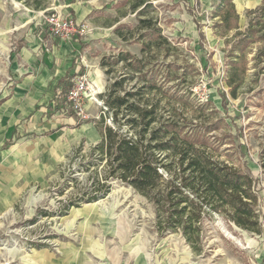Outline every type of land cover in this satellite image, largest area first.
<instances>
[{"label":"rangeland","instance_id":"374dc122","mask_svg":"<svg viewBox=\"0 0 264 264\" xmlns=\"http://www.w3.org/2000/svg\"><path fill=\"white\" fill-rule=\"evenodd\" d=\"M74 1L0 0V129L5 137L0 156L16 157L24 152L31 161V180L18 194L2 199L0 264H264V0H233L237 18L231 16L223 27L221 17L214 16L221 0H80L96 8L84 19L86 32L78 37L82 56L77 72L90 77L97 93L85 98L87 120H99L105 111L106 124L112 123L105 95L128 71L123 62L107 73L110 66L104 68L101 63H112L121 51L143 57L138 38L145 30L140 20L150 19L180 49L169 53L166 48H152L146 54L147 69L170 77L164 82L167 95L192 87L195 101H210L202 119L207 125H218L211 134L221 139V159L256 181L262 233L214 215L205 220V246L200 255L180 233L160 234L153 203L119 181L113 182L104 198L65 207L77 191L69 177L84 181L89 172L80 169L81 157L71 161L66 156L74 146L53 156L44 141L45 129L49 120L70 123L80 118L71 115V109L56 108L54 102L40 104L18 123L4 110L21 73L13 70L14 56L17 59L29 45H41L44 55L50 52L52 42L59 38L50 31L45 15L59 12L74 17L66 5ZM136 2L143 5L133 10ZM251 23L256 25V31H251L253 42L233 65L232 48L238 47ZM118 29L127 40L119 36ZM175 59L179 65L176 76L171 67ZM132 85L127 81L121 94ZM160 111L169 114L167 109ZM81 143L86 151L93 146L86 139L73 145Z\"/></svg>","mask_w":264,"mask_h":264},{"label":"trees","instance_id":"16d2710c","mask_svg":"<svg viewBox=\"0 0 264 264\" xmlns=\"http://www.w3.org/2000/svg\"><path fill=\"white\" fill-rule=\"evenodd\" d=\"M142 5L136 2L132 9L138 10ZM233 9V0L220 1L214 16L221 17L222 27L229 24L231 16L237 18ZM140 28L145 30L138 38L142 42L143 57L121 51L112 63L104 60L101 63L104 68L110 66L106 69L110 73L125 62L128 72L123 73L105 95L112 123L106 124L105 111L94 121L102 140L87 151L81 143L67 156L71 161L81 157L80 169L89 174L84 181L69 177L77 191L72 193L65 207L104 198L112 191L113 182L119 181L153 203L160 234L180 233L195 254L204 252L205 220L213 219L214 215L261 234L256 181L249 173L221 159L223 144L218 135L211 134L218 125H207L202 119L210 101H195L191 96L192 87L167 95L169 90L164 88V82L170 77L147 69L146 54H150L152 48H166L170 53L180 47L169 41L162 28L150 19L141 18ZM227 28L232 27L228 25ZM261 28H264V21ZM251 31H256L254 23L247 35L238 41V47L232 48L233 65L242 54L245 56L253 42ZM117 33L127 40L121 29ZM178 66V61L172 60L175 76ZM191 68L197 70L194 65ZM83 73L68 72L63 76L50 105L54 102L56 108H70L72 103L68 96L73 79ZM127 81L133 85L121 94ZM162 108L169 114L161 113ZM73 114L76 115L74 111ZM87 122L90 120L79 119L70 127Z\"/></svg>","mask_w":264,"mask_h":264},{"label":"crops","instance_id":"0c3cea01","mask_svg":"<svg viewBox=\"0 0 264 264\" xmlns=\"http://www.w3.org/2000/svg\"><path fill=\"white\" fill-rule=\"evenodd\" d=\"M66 5L70 8L69 13H72L78 22H83L86 17L90 18V14L96 10L95 5H86L80 0ZM40 48L41 45L25 46L18 54L21 59L19 57L15 59L14 56L13 70H20L21 73L17 86L6 99L4 107V110L10 111L13 123H18L24 116L37 111L40 104L49 106L59 80L68 72H77V68H81L77 64L79 56H82L78 39H55L51 51L49 50L46 55ZM20 64L23 66V71L20 69ZM78 121L79 119H73L70 123L69 120L68 123L65 120L61 123L53 120L47 122L49 127L45 129L47 133L44 141L53 156L57 157L59 151L68 147H76L77 145L73 144L85 139L92 145L102 140L101 132L95 122L90 121L79 127H70ZM1 132L3 130L0 129V142H4L5 137ZM68 155L69 153L66 154ZM30 180L31 161L30 158L27 159L26 153L23 152L16 157L0 156V204L4 196L18 194ZM4 206L1 204L0 208Z\"/></svg>","mask_w":264,"mask_h":264},{"label":"built area","instance_id":"2783aa9c","mask_svg":"<svg viewBox=\"0 0 264 264\" xmlns=\"http://www.w3.org/2000/svg\"><path fill=\"white\" fill-rule=\"evenodd\" d=\"M45 21L50 31L58 38L64 40L78 39L79 36L84 35L87 28L84 22H78L74 17L59 12L45 15ZM89 93H92L93 97L97 94L91 85L90 77L87 74L75 77L68 96L72 105L68 109L74 111L80 119L88 118L85 98Z\"/></svg>","mask_w":264,"mask_h":264},{"label":"bare ground","instance_id":"6f19581e","mask_svg":"<svg viewBox=\"0 0 264 264\" xmlns=\"http://www.w3.org/2000/svg\"><path fill=\"white\" fill-rule=\"evenodd\" d=\"M93 95H91V97H92Z\"/></svg>","mask_w":264,"mask_h":264}]
</instances>
